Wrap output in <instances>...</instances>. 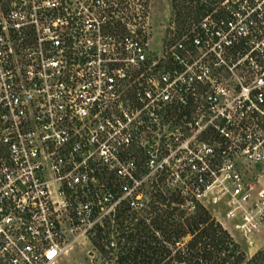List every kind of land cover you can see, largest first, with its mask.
Listing matches in <instances>:
<instances>
[{
	"label": "built area",
	"instance_id": "1",
	"mask_svg": "<svg viewBox=\"0 0 264 264\" xmlns=\"http://www.w3.org/2000/svg\"><path fill=\"white\" fill-rule=\"evenodd\" d=\"M137 20L130 0H0V264H59L159 184L249 246L264 230V0L156 51Z\"/></svg>",
	"mask_w": 264,
	"mask_h": 264
},
{
	"label": "trees",
	"instance_id": "2",
	"mask_svg": "<svg viewBox=\"0 0 264 264\" xmlns=\"http://www.w3.org/2000/svg\"><path fill=\"white\" fill-rule=\"evenodd\" d=\"M222 1L172 0L175 20L179 26L189 24L188 31L193 24L219 7ZM154 198V203L172 210L151 219L150 224L146 217L152 215L153 203L149 204L144 215L122 209L117 217L122 237L131 245L118 258L122 264H264V251L249 257L206 210L200 209L191 216L181 210L176 215L182 204L177 194L165 196L156 193ZM174 204L178 208L173 207ZM124 222L132 225H125ZM158 232L162 239L158 238ZM188 236L190 240L185 242ZM97 238L101 241V234Z\"/></svg>",
	"mask_w": 264,
	"mask_h": 264
},
{
	"label": "rangeland",
	"instance_id": "3",
	"mask_svg": "<svg viewBox=\"0 0 264 264\" xmlns=\"http://www.w3.org/2000/svg\"><path fill=\"white\" fill-rule=\"evenodd\" d=\"M130 6L136 14H138V18H141V20H137V22L139 24L144 23L149 25L152 34V47L155 51L158 50L161 43L172 42L189 28V24L178 25L175 20V12L172 8V0H130ZM260 169H264V167L261 166L252 169L250 172H247V174L251 177L257 174ZM158 187L162 188L163 185L159 184ZM158 187L156 185L153 186L150 197V204L153 203L158 209L153 206L152 215L150 217L145 216L149 218L148 224H150L151 219L163 216L166 210H172L167 209L165 206L158 205V203H154L156 198H154V195L158 193ZM168 189L170 188L167 187V191ZM173 207L178 208L175 204ZM181 210L182 209H178L176 215H178ZM209 214L217 223L214 213L211 211ZM124 224L129 226L132 225L130 222H124ZM135 224L136 223H134L133 226H135ZM108 228L109 230L105 231V235L102 236L101 241L99 238H92L90 241L77 243L74 247V251L64 257L59 264H122L119 262L118 258L124 251L130 248L131 245L122 237L123 231L119 229L118 218L113 226H108ZM151 229H153L152 225ZM230 235L249 257L254 256L260 251H264V230L254 237L252 246H249L237 233L233 232ZM157 236L159 239H162L159 232ZM186 238H188V241L190 240L189 236ZM97 244H100L101 247Z\"/></svg>",
	"mask_w": 264,
	"mask_h": 264
},
{
	"label": "water",
	"instance_id": "4",
	"mask_svg": "<svg viewBox=\"0 0 264 264\" xmlns=\"http://www.w3.org/2000/svg\"><path fill=\"white\" fill-rule=\"evenodd\" d=\"M184 241L187 242L188 241V238H185Z\"/></svg>",
	"mask_w": 264,
	"mask_h": 264
}]
</instances>
